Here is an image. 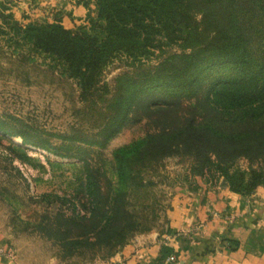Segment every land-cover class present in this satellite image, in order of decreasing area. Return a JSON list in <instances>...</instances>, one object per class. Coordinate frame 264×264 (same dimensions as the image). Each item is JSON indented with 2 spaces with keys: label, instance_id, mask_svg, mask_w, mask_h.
<instances>
[{
  "label": "trees",
  "instance_id": "trees-1",
  "mask_svg": "<svg viewBox=\"0 0 264 264\" xmlns=\"http://www.w3.org/2000/svg\"><path fill=\"white\" fill-rule=\"evenodd\" d=\"M12 1L0 0V33L48 57L98 114L90 132L55 134L62 139L56 147L0 125L25 143L73 159L75 192L88 206L82 215L59 214L62 238L82 235L70 243L109 246L132 230L127 195L141 171L137 163L184 153L193 158L194 171L215 167L236 193L264 187V0H92L90 24L73 28L57 18L20 21ZM161 43L177 49L152 61ZM121 59L129 69L110 84L104 71ZM143 117L152 129L115 150L114 182L98 162L101 150ZM95 146L101 150L90 153ZM239 159L248 166L237 167ZM171 255L163 244L151 264H177Z\"/></svg>",
  "mask_w": 264,
  "mask_h": 264
},
{
  "label": "rangeland",
  "instance_id": "rangeland-1",
  "mask_svg": "<svg viewBox=\"0 0 264 264\" xmlns=\"http://www.w3.org/2000/svg\"><path fill=\"white\" fill-rule=\"evenodd\" d=\"M87 3V5L85 4ZM10 9L20 21L60 19L66 28L89 25L95 15L92 0H13ZM9 11H5L8 13ZM24 14L22 15V13ZM2 19L0 18V23ZM156 49L152 61L162 51L176 50L164 45ZM28 53L34 59L28 58ZM129 69L125 59L115 60L104 71L110 84L120 72ZM98 114L91 112L79 98L77 83L60 73L43 54L30 52L27 46L10 42L0 33V125L3 129L22 130L31 139L51 147L60 145L62 134L71 128L90 132ZM152 129L147 117L125 126L102 150L99 163L115 182L113 155L119 147L145 136ZM95 156V154H94ZM73 159L60 157L21 136L0 130V234L13 247L15 257L30 264H47L57 260L64 264H87L105 259L132 242L137 236L156 233L163 236L172 230L173 215L181 189H195L200 184L213 187L223 184V175L210 167L198 173L188 154L166 156L141 169L136 183L128 189L127 208L135 226L109 245H72L75 234L62 238L57 232L60 213L82 215L84 199L75 192L76 166ZM236 166H248L239 159ZM229 188V187H228ZM230 189V188H229ZM62 231V230H61ZM82 241V240H81Z\"/></svg>",
  "mask_w": 264,
  "mask_h": 264
},
{
  "label": "crops",
  "instance_id": "crops-1",
  "mask_svg": "<svg viewBox=\"0 0 264 264\" xmlns=\"http://www.w3.org/2000/svg\"><path fill=\"white\" fill-rule=\"evenodd\" d=\"M181 190L169 234L137 236L108 258L87 264H151L163 244L173 249L177 264H264L263 186L250 195L221 183ZM0 246H7L1 234ZM0 264L30 263L2 256Z\"/></svg>",
  "mask_w": 264,
  "mask_h": 264
},
{
  "label": "built area",
  "instance_id": "built-area-1",
  "mask_svg": "<svg viewBox=\"0 0 264 264\" xmlns=\"http://www.w3.org/2000/svg\"><path fill=\"white\" fill-rule=\"evenodd\" d=\"M190 232V231H189ZM6 257L9 259H14L15 258V251L12 246L7 245V246H0V257ZM174 257L170 256L168 259L172 260Z\"/></svg>",
  "mask_w": 264,
  "mask_h": 264
}]
</instances>
